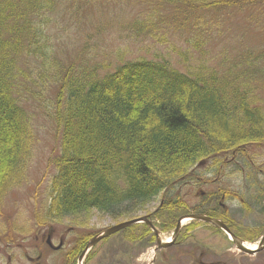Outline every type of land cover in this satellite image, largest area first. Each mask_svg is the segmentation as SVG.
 <instances>
[{"label":"trees","instance_id":"obj_1","mask_svg":"<svg viewBox=\"0 0 264 264\" xmlns=\"http://www.w3.org/2000/svg\"><path fill=\"white\" fill-rule=\"evenodd\" d=\"M51 2L0 0V211L33 155L31 104L59 140L48 196L36 212L41 225L91 211L133 219L164 194L153 214L163 229L188 209L169 194L200 162L215 169L235 158L258 166L247 153L264 147V52H246L236 63L220 59L217 69L208 47L223 35L221 16L264 7V0H148L149 13L130 27L135 37L164 44L160 32L174 27L189 33L186 47L121 60L103 73L85 58L68 62L51 45L38 19L54 12ZM208 208L215 211V201ZM131 229L141 231L135 239L151 233L147 225Z\"/></svg>","mask_w":264,"mask_h":264},{"label":"rangeland","instance_id":"obj_2","mask_svg":"<svg viewBox=\"0 0 264 264\" xmlns=\"http://www.w3.org/2000/svg\"><path fill=\"white\" fill-rule=\"evenodd\" d=\"M157 1L150 0V5L156 4ZM51 3L55 4L54 12L47 11L44 16L38 18L39 21H44L43 30L46 38L61 57L68 58V62L88 59L92 65L99 66L100 73L106 70L113 71L121 60L128 61L139 57L152 59L156 54L167 55L169 48L186 47L185 41L189 33L174 27L160 32L159 35L163 36L160 38L167 41L164 44L147 35L135 37L130 27L138 20L143 21L149 13L148 0H52ZM252 10L243 9L241 12L221 16L220 31L223 35L214 37L208 47L211 58L209 63L217 69L221 68L220 59L227 58L236 63L245 57L246 52H264V7ZM162 13L169 12L163 10ZM172 63L175 64L174 61ZM258 94L264 100V90ZM27 108L34 115L36 143L23 181L7 193L2 203L0 264H80V255L94 237L118 224L150 215L152 216L150 220L159 231L161 240L165 242L171 238L177 225L176 220L180 216L190 214V211L197 207L207 208L206 198L200 197L201 192L214 194L219 188L228 192L237 191L242 179L240 173L242 166L251 176L255 177L258 173V170L249 163L245 164L246 160H236L225 166V178L219 179L221 174L217 171L210 175L208 166L212 165L207 162V168L200 167L196 174L202 177L203 181H217L215 184L209 182L183 187L181 192L177 189L170 193V197H179L188 209L180 208L184 212L176 218L175 225H167L163 229V221L155 220L153 214H157L162 208L161 201L166 198L164 194L147 206L144 212L136 211L132 215L135 216L133 219L113 221L108 216L91 211L82 216L62 217L57 219L58 222L47 226L41 225L37 222L36 212L39 214V209L48 196V182L54 174L51 160L58 154L59 140L56 138L54 126L44 114L38 112L32 104L27 105ZM248 153L251 157H256L253 158L258 164H264V147L252 148ZM254 180L251 182L249 180L248 184H253ZM220 196L221 194L218 200ZM246 197L251 209L241 219L238 217L239 222L240 220L243 222L239 224H244V227L256 230L262 235L264 208L252 199V195L248 194ZM223 202L231 207L233 214L241 213L237 202L232 200ZM142 225L134 226L138 228ZM134 226L100 241L81 264H198L201 259L190 256L194 247L204 251L203 262L207 264L217 262L264 264V251L254 256L243 253L232 246V242L222 236L217 229L211 225L206 226L203 222L185 223L186 229L182 231V237L189 238L185 242V239H182L181 246L159 250L156 237L150 228L149 235L135 239L141 231L131 229ZM50 230L54 233L52 242L55 246L61 237L65 239L64 250L55 252L47 247L45 242ZM259 237L252 240L253 242L248 240L252 238L244 241L249 245H256L261 241ZM79 239L84 242L83 248L71 250L78 245ZM39 257L41 258L38 261ZM67 257H71V260ZM29 258H32V261Z\"/></svg>","mask_w":264,"mask_h":264},{"label":"flooded vegetation","instance_id":"obj_3","mask_svg":"<svg viewBox=\"0 0 264 264\" xmlns=\"http://www.w3.org/2000/svg\"><path fill=\"white\" fill-rule=\"evenodd\" d=\"M249 153H247L248 155ZM249 158L251 157L250 155H248ZM236 161L235 158H232L231 160H225L223 161L219 167L215 168V169H212L211 167L212 166H208L210 168V175L213 174L214 171H217V173L221 174L219 176V179H223L225 178V166L226 165H229L231 163H234ZM207 162L209 164V160L207 161H203L201 162L199 165L195 166L194 168L191 169V173H190V176H191V179L185 183H183L182 186H180V188L178 189V192H181L183 187H191V186H196L197 184H208L209 182L210 183H213L215 184L214 182L216 181H208V180H205L203 181L204 179L202 177H199L196 173H198V169L200 167H203V168H207ZM250 164L251 166H253L254 168H257L258 170V177L260 179V182L256 183V182H253V184H248V181L250 180V182L252 181V179L254 180V177L253 175H249L246 173V169L245 167H241L240 169V173L242 174L241 175V181H240V186L237 187V191L235 192H228L226 191L225 189H221L219 188L218 191L214 194H207V193H204V192H201L200 193V197L205 199L206 198V204L209 205L211 203V200L212 201H215L216 203V209L215 211H210V209L205 207H201L200 210L201 211H204V215H209L211 214L212 216H209L213 219H217L219 221H221L225 226L226 228L238 239H241V240H247V238H258V236H260V240L264 237V233L261 235V234H258L256 232V230H253V229H249L248 227H244L243 225H240L239 223H243L241 220L239 222L238 220V217H240V219L242 218V216H244V214H248V210L251 209V204L250 202L248 201L246 195L250 194L252 195V199L257 201L258 203L257 204H260L259 206H262L264 208V164H258V166L256 167V164L254 163V161H251L250 160ZM237 164L239 162H236ZM205 166V167H204ZM193 178H195L193 180ZM193 180V181H192ZM196 181V182H194ZM255 181V180H254ZM249 182V183H250ZM257 184V185H256ZM261 190V191H260ZM221 194L220 196V199L218 200V197L219 195ZM179 195V194H178ZM229 200H232L234 202H237L238 203V208L239 210L241 211V213L239 212L238 214H233L232 210H231V207H229L227 204H225L223 201H226L228 202ZM163 204V200L161 201V205ZM196 209H192V211H190V214H196L194 213ZM188 215V214H187ZM186 216V215H184ZM184 216H180L177 220H176V227L173 231V233L175 232L178 224H179V221L182 217ZM149 217V220L150 218H152V216H148ZM207 226V224H206ZM186 229V226L185 224L183 225L180 233H179V236L177 237L175 243L173 246L171 247H178V246H181L183 241H181L182 239H185L184 242L187 240V238L189 237H186V238H183L182 236V231ZM218 232L226 237L229 241H231L229 239V236L228 234L223 231V230H218ZM173 233H172V236H173ZM188 234H191V232H188ZM50 235V236H49ZM47 239H46V245L47 247L52 250V251H55V252H58L60 250H64L65 249V239L63 237L60 238L59 240V243L57 246L54 245V243L52 242V239L54 237V233L52 232V230H50V233H49ZM50 237V238H49ZM157 242V240H156ZM260 241L257 242V244H259ZM158 244V243H157ZM62 245V247H61ZM232 246H235V244L232 242ZM60 247V248H59ZM169 247V248H171ZM75 247H73L71 250H75L74 249ZM202 248V246H201ZM235 248L237 249V247L235 246ZM159 250V249H158ZM238 250V249H237ZM193 253L191 256V258L193 257H199V259H201L198 264H207L205 262H203V257L205 255L204 251L197 249L194 247V250H192ZM264 251V250H263ZM262 251V252H263ZM41 257H39L38 261L40 260ZM30 261H32V258H29ZM68 263V262H67ZM217 264H220L217 262ZM221 264H224V263H221Z\"/></svg>","mask_w":264,"mask_h":264},{"label":"water","instance_id":"obj_4","mask_svg":"<svg viewBox=\"0 0 264 264\" xmlns=\"http://www.w3.org/2000/svg\"><path fill=\"white\" fill-rule=\"evenodd\" d=\"M187 221H202V222H205V223H209V224L215 226L216 228L225 231L230 236V239L233 241V243L235 244L237 249L242 251L243 253L248 254V255H256V254H258V253H260V252H262L264 250V237L261 239V241L259 242V244L255 248H250L249 246L246 245L245 241L236 238L226 228V226L221 221L216 220V219H212V218H209V217H207L205 215H200V214H193V215H188V216L182 217L180 219V221H179V224H178L175 232H174L172 240L169 241L168 243H163L161 241L159 232L154 227V225L151 223V221H149L147 217H143V218H138V219H135V220H132V221L124 222V223L118 224L116 226H113V227L109 228L108 230H106L105 232H103L102 234L94 237L87 244V246L84 249L83 253L80 255L79 263L81 264L85 260L87 254L90 252V250L96 244H98L100 241H102L103 239L111 237L114 234H116V233H118V232H120V231H122V230H124V229H126L128 227H130V226L137 225V224H140V223L147 224L153 230V233H154V235L156 237V240H157V243H158V246H159L160 249L169 248L172 245H174V243H175V241H176V239H177V237H178V235H179V233H180V231L182 229L183 223L187 222Z\"/></svg>","mask_w":264,"mask_h":264},{"label":"bare ground","instance_id":"obj_5","mask_svg":"<svg viewBox=\"0 0 264 264\" xmlns=\"http://www.w3.org/2000/svg\"><path fill=\"white\" fill-rule=\"evenodd\" d=\"M247 246H249L250 248H255L256 245H248L247 244Z\"/></svg>","mask_w":264,"mask_h":264}]
</instances>
